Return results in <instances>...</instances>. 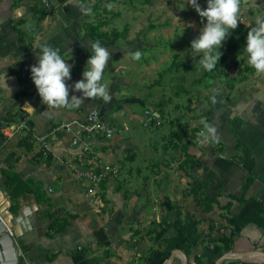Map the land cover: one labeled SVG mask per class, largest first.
<instances>
[{
    "label": "crops",
    "instance_id": "obj_1",
    "mask_svg": "<svg viewBox=\"0 0 264 264\" xmlns=\"http://www.w3.org/2000/svg\"><path fill=\"white\" fill-rule=\"evenodd\" d=\"M116 1L127 0H109ZM79 4L91 12H82ZM111 4L0 0V212L9 226L17 222L20 233L11 236L0 225V264H160L164 257L162 264H183L179 255L168 261L173 250L187 264H264L256 253H264V74L254 69L251 85L239 95L226 98L223 91L222 99L202 105L205 122L216 128L215 140L196 136L198 141L180 145L174 164L151 161L140 167L139 158L150 148L155 154L156 137L151 141L144 134L137 145L133 135L123 134L129 131L125 116L137 128H149L145 110L157 112L147 105L149 94L144 100L132 93L125 72L132 68L129 53L140 49L134 44L144 43V30L141 38L130 36L133 25L148 27L150 11L141 6L121 11ZM125 14L132 17L121 29L110 26V17ZM96 40L112 54L104 72L111 102L85 99L79 107L47 109L31 79L34 47L60 49L72 65L70 96H80L71 86L83 78L90 42ZM137 103L146 104L135 113ZM92 109L122 135L91 139L98 161L117 169L91 195L71 174V155L78 149L67 139L59 137L43 157L27 139L60 121L83 120ZM19 124L23 128L16 130ZM202 130L204 125L194 133ZM8 172L17 176L7 179ZM20 181L29 191L20 190ZM203 198L206 207L198 201ZM55 218L65 219L63 230L49 226ZM174 244L181 248H170Z\"/></svg>",
    "mask_w": 264,
    "mask_h": 264
},
{
    "label": "rangeland",
    "instance_id": "obj_2",
    "mask_svg": "<svg viewBox=\"0 0 264 264\" xmlns=\"http://www.w3.org/2000/svg\"><path fill=\"white\" fill-rule=\"evenodd\" d=\"M98 1L101 6L112 3L111 7L121 11L138 6L150 11L149 18L144 23H148V27L142 29L140 25L134 24L130 34L132 38H141L140 32L144 30L143 45L134 44V47L140 48L138 50L144 55L138 61L127 63L132 68L130 73L125 72V74L128 80H131L128 84L132 93L141 96L144 100L149 94L152 100L150 99L151 102L149 101L147 105L155 110L158 104L162 108V116L158 117V114L157 121L149 128L147 126L137 128L139 124L131 123L126 115L124 122L129 131L123 134L133 135L137 145L140 141L143 142L141 137L142 135L144 137V134L149 136L151 141L157 138H155V154L150 148L151 151L139 158L140 167L151 161L170 166L181 155V144L186 141H196V136L200 137L199 133L195 134L194 131L201 130L205 123L206 115L202 105L222 99L223 91L225 97L228 95L227 98H232L251 85L253 71H250L251 66L247 63V56L243 50L246 47V39L238 36L244 34L247 37V32L254 26L256 17L264 16V0H244L242 3L238 27L230 30V35L222 42L220 48H225L228 43L236 39L239 41L238 47L226 53L225 74H221L216 69V71L202 69L198 63L200 57L192 56L191 41L199 35L207 21L206 18L202 21L195 9L187 4V0H127L124 3ZM198 3L202 9L207 7V0H198ZM155 7L156 10H153L152 8ZM130 17L132 14L128 16L125 14L120 20L110 17L112 19L110 26L116 25L121 29L123 22L130 20ZM229 78L233 80L227 82ZM229 83L232 85L230 90L227 87ZM143 105L134 104L133 111L140 112ZM173 132L176 134L171 135ZM180 133L183 135L179 136ZM116 134L118 133L114 136ZM162 135L165 141L163 144L160 142ZM104 163L109 164L107 162L102 164ZM108 177L104 180L108 181Z\"/></svg>",
    "mask_w": 264,
    "mask_h": 264
},
{
    "label": "clouds",
    "instance_id": "obj_3",
    "mask_svg": "<svg viewBox=\"0 0 264 264\" xmlns=\"http://www.w3.org/2000/svg\"><path fill=\"white\" fill-rule=\"evenodd\" d=\"M244 0H207V7L202 9L198 0H187L202 21L206 24L199 35L191 41L192 56H199L198 63L202 69L212 71L219 63L222 52V42L235 30L240 22L242 3ZM82 12L90 13L91 9L83 4L78 5ZM182 33V32H181ZM91 55L86 61L83 78L74 83L72 90L80 92V96H70V86L66 81L71 79L72 65L62 58L59 48L47 44H37V63L30 68L31 79L37 89L41 102L47 109L79 107L85 99L101 98L104 103H110L112 96L108 84L104 82V72L112 54L103 47L99 40L90 42ZM247 63L257 75L264 74V16H257L254 26L247 32L246 47L243 49ZM130 58L138 61L144 55L141 51L129 53ZM202 141H212L217 138L216 128L204 123V130L199 134Z\"/></svg>",
    "mask_w": 264,
    "mask_h": 264
},
{
    "label": "built area",
    "instance_id": "obj_4",
    "mask_svg": "<svg viewBox=\"0 0 264 264\" xmlns=\"http://www.w3.org/2000/svg\"><path fill=\"white\" fill-rule=\"evenodd\" d=\"M145 113L152 114L148 109L145 110ZM22 128L23 124H19L15 129ZM115 133H120V129H116L98 110L92 109L85 114L83 120L55 123L45 133L29 136L27 143L36 146L37 152L43 157L50 153L51 146L57 142L59 137L67 139L71 147L78 149L71 155V174L76 181L85 182L88 186L86 192L92 195L95 194V188L110 174L114 175L117 170L109 164H102L98 161L91 139H110ZM0 225L9 235L13 236L10 226L6 223L1 212ZM27 264L29 263L27 262Z\"/></svg>",
    "mask_w": 264,
    "mask_h": 264
},
{
    "label": "trees",
    "instance_id": "obj_5",
    "mask_svg": "<svg viewBox=\"0 0 264 264\" xmlns=\"http://www.w3.org/2000/svg\"><path fill=\"white\" fill-rule=\"evenodd\" d=\"M104 34V33H103ZM98 36H102V33H97V37ZM104 36V35H103ZM239 37H241V38H244V39H246L245 37V35L244 34H241L240 36H238V38ZM243 39V40H244ZM239 46V41H238V39H236V40H234V41H232V42H230V43H228L227 45H226V47L225 48H223V49H219L221 52H222V56H221V59H220V61H219V63H217V65H216V67L214 68V70L216 69L218 72L220 71L221 72V74H225V72H224V64H225V61H226V53L228 52V51H230V50H233V49H235L236 47H238ZM215 70V71H216ZM254 69L252 68V67H250V71H253ZM231 78H233V77H231ZM231 78H229L228 80H227V82H231V80H233V79H231ZM229 89L228 90H230V89H232V85L229 83L228 84V86H227ZM228 97V95L226 96V98ZM162 108L160 107V106H158V104H157V106H156V108H155V112H157V116H158V114H159V116L158 117H161L162 116V110H161ZM151 118H150V123H155L157 120H156V118H157V116H155V115H152V114H150L149 115ZM176 133L175 132H173V133H171V135H175ZM179 135V134H178ZM183 134L182 133H180V135L179 136H182ZM178 136V137H179ZM183 147V149H184V147L185 146H182ZM189 159V155L187 154V156H186V159L184 160V161H187ZM6 176H7V179L9 178V179H12V178H15L17 175L15 174V173H13V172H11V173H6ZM250 181H251V177L250 176H248L247 177V181H246V183H245V185H244V190H246L247 189V187H248V185H249V183H250ZM20 183H21V188H20V190H24V189H27V188H25L24 186H22L23 185V182L22 181H20ZM198 189V188H197ZM27 191H29L28 189H27ZM19 191H17L16 189H14V192L12 193V195L14 196V197H17L18 196V194L20 193H18ZM199 201V203L200 204H204V198H203V201H202V199L200 200H198ZM204 206L206 207V205L204 204ZM261 212H262V208H261V205L259 204V215L261 214ZM65 219L64 218H55L50 224H49V226L50 227H56V230L57 231H61V230H63V228H64V225H65ZM259 223H261V218H259ZM172 240V242H173V239H169L167 242H169V241H171ZM173 247H175V248H181L180 246H179V244H174L172 247H170V248H173ZM170 248H169V250H170ZM184 251V253L185 254H187V251L188 250H186V249H184L183 250ZM170 252V251H169ZM168 256V255H167ZM165 258L166 257H164L162 260H161V263L160 264H162L163 262H164V260H165Z\"/></svg>",
    "mask_w": 264,
    "mask_h": 264
},
{
    "label": "water",
    "instance_id": "obj_6",
    "mask_svg": "<svg viewBox=\"0 0 264 264\" xmlns=\"http://www.w3.org/2000/svg\"><path fill=\"white\" fill-rule=\"evenodd\" d=\"M155 116L157 115V113H153ZM10 228H11V230H12V232H13V236L14 237H19L20 236V233H19V231H18V229H19V226L17 225V222L16 221H14L13 220V222H12V225H10ZM4 232H6L7 234H8V232L4 229ZM3 232V233H4ZM1 236V235H0ZM258 255H260L261 257H260V260L261 261H263L264 262V253L263 252H256ZM175 255H179V256H182V258H183V264H187V260H186V257L183 255V253L181 252V251H179V250H173L172 252H171V254H170V256H169V258H168V261L170 260V259H172ZM226 257V255L225 256H222V257H220V259L218 260V262L220 261V260H222V259H224ZM241 259H243V260H247L248 258H247V256H242V257H240ZM166 264V263H165ZM169 264V263H168Z\"/></svg>",
    "mask_w": 264,
    "mask_h": 264
}]
</instances>
